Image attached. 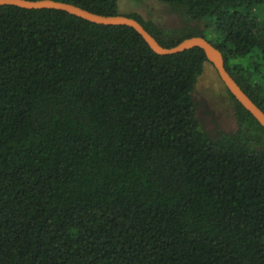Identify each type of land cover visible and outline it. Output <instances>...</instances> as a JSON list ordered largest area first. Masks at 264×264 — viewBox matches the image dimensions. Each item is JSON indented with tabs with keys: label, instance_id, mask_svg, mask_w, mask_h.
<instances>
[{
	"label": "trees",
	"instance_id": "16d2710c",
	"mask_svg": "<svg viewBox=\"0 0 264 264\" xmlns=\"http://www.w3.org/2000/svg\"><path fill=\"white\" fill-rule=\"evenodd\" d=\"M157 1L192 25L126 15L167 47L206 37L264 111V0ZM207 64L127 25L0 5V264H264V128L228 89L236 130L201 125Z\"/></svg>",
	"mask_w": 264,
	"mask_h": 264
},
{
	"label": "rangeland",
	"instance_id": "374dc122",
	"mask_svg": "<svg viewBox=\"0 0 264 264\" xmlns=\"http://www.w3.org/2000/svg\"><path fill=\"white\" fill-rule=\"evenodd\" d=\"M122 14H138L165 29H182L192 25L177 10L157 0H119ZM201 125L213 136L219 129L234 131L238 127L235 105L215 68L207 64L194 90Z\"/></svg>",
	"mask_w": 264,
	"mask_h": 264
},
{
	"label": "water",
	"instance_id": "95a60500",
	"mask_svg": "<svg viewBox=\"0 0 264 264\" xmlns=\"http://www.w3.org/2000/svg\"><path fill=\"white\" fill-rule=\"evenodd\" d=\"M0 5H16L29 9H60L98 24L127 25L138 31L149 44V46L156 53L161 55L175 54L193 47H200L204 50L208 60L216 69L218 76L225 87L264 128V111L244 91V89L228 71L225 66V58L222 51L202 35L185 38L177 45L167 47L161 44L159 40L140 21L124 14L105 15L93 12L73 3L60 0H0Z\"/></svg>",
	"mask_w": 264,
	"mask_h": 264
}]
</instances>
